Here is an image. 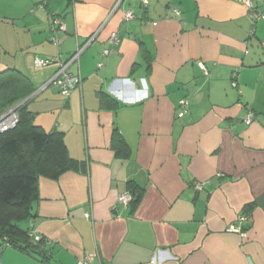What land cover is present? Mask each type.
<instances>
[{
	"label": "crops",
	"instance_id": "1",
	"mask_svg": "<svg viewBox=\"0 0 264 264\" xmlns=\"http://www.w3.org/2000/svg\"><path fill=\"white\" fill-rule=\"evenodd\" d=\"M148 1L0 0V75L32 92L6 112L27 104L85 163L39 179L27 228L47 244L5 246L0 264H45L43 251L50 264H264V21L236 0ZM78 44L68 71L82 83L65 97L49 85L60 65L35 60ZM128 193L135 209L118 201ZM242 215L246 236L227 232Z\"/></svg>",
	"mask_w": 264,
	"mask_h": 264
},
{
	"label": "trees",
	"instance_id": "2",
	"mask_svg": "<svg viewBox=\"0 0 264 264\" xmlns=\"http://www.w3.org/2000/svg\"><path fill=\"white\" fill-rule=\"evenodd\" d=\"M10 72L19 79L8 81L4 74L0 75V116L32 93L29 81L24 85L21 74ZM19 114V124L0 134V249L6 246L33 254V233L23 228L22 223L36 218L39 179L57 180L69 171L84 172L85 163L71 156L63 132H48L36 123V116L27 104L19 107ZM130 194L129 206L135 209L140 194ZM38 243L47 244L44 238ZM39 255L43 263L50 264L46 251Z\"/></svg>",
	"mask_w": 264,
	"mask_h": 264
},
{
	"label": "built area",
	"instance_id": "3",
	"mask_svg": "<svg viewBox=\"0 0 264 264\" xmlns=\"http://www.w3.org/2000/svg\"><path fill=\"white\" fill-rule=\"evenodd\" d=\"M237 2L243 4L249 11V15L251 20L254 23H259L264 21V0H236ZM35 3V9L39 10H45L47 8V0H34ZM142 3L144 6H148L149 1L148 0H142ZM135 17L134 13L132 11H128L124 14V20L130 21L133 20ZM51 22L53 25V31L55 33L59 31H66V27L63 24L62 20L59 17H56V15L51 17ZM156 24V23H155ZM111 43L117 44L118 38L117 34L113 33L110 38ZM54 44L58 45L60 44L59 39L56 37L53 39ZM264 46V44H263ZM86 47L84 45L78 44V48L75 53L71 54L67 61H62L60 58H57L55 60H41L36 59L35 65L39 68L47 67L53 63H56L59 66L58 72L56 75L52 78V80L49 82V85L55 86L59 92L65 96L68 97L72 94V92L81 85L82 79L81 76L74 75L73 73L68 71V68L73 63H79L80 55L84 51ZM110 50L106 49L104 51V55H109ZM100 67H103V64H100ZM234 86L237 87L236 83H234ZM183 111L180 113V116L182 117L188 112V101L182 100L180 102ZM23 105V104H21ZM21 105H18L11 109L10 111L6 112L2 116H0V134L6 133L10 130H13L20 121V114H19V107ZM253 122V115L249 114L246 119V124L250 125ZM194 189L198 192L204 189L203 183H197L194 186ZM119 203L122 204L125 208H128L131 201L132 196L130 193L122 195L118 199ZM89 215H87L88 217ZM249 222V219L247 216L242 215L239 216L237 222L229 225L227 228V232L233 233V234H239L242 237L246 236L245 228L247 223ZM36 242H40L42 237L38 235L32 234ZM79 264H90V259L85 258L79 262Z\"/></svg>",
	"mask_w": 264,
	"mask_h": 264
},
{
	"label": "rangeland",
	"instance_id": "4",
	"mask_svg": "<svg viewBox=\"0 0 264 264\" xmlns=\"http://www.w3.org/2000/svg\"><path fill=\"white\" fill-rule=\"evenodd\" d=\"M27 224H28V223H22V227H23V228H27Z\"/></svg>",
	"mask_w": 264,
	"mask_h": 264
}]
</instances>
